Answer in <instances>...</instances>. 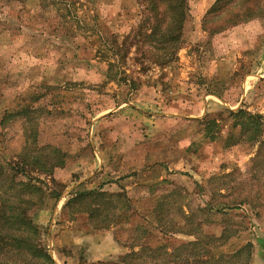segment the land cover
<instances>
[{"label":"rangeland","instance_id":"374dc122","mask_svg":"<svg viewBox=\"0 0 264 264\" xmlns=\"http://www.w3.org/2000/svg\"><path fill=\"white\" fill-rule=\"evenodd\" d=\"M138 1L0 0V161L18 159L31 127L36 139L30 143L58 146L69 155L51 175L34 173L44 180L47 194L32 218L57 264L116 261L129 251L130 228L144 218L153 224V234H145L152 243L172 247L193 240V235L154 229L152 208L172 190L169 215L178 221L174 208L180 203L195 210L236 193L253 196L264 187V172L253 178L248 170L257 145L226 143L228 121L215 139L196 121L245 108L262 115L264 140V14L221 29L225 9L210 13L216 0H188L173 60L152 63L139 55L135 43L121 63L128 80L118 82L109 78L107 57L137 31L144 8ZM24 108L32 121L17 114L1 123ZM228 173L227 190H236H225L226 198L215 196L211 188L222 182L214 177ZM102 186L109 192L125 190L137 216L104 229L92 227L84 215L72 219L65 204L73 193ZM255 209L243 203L206 214L212 223L205 228H242L224 250L251 241L250 264H264L259 242L264 206ZM101 232L107 237L96 236ZM85 233L93 239L70 246ZM102 250L108 254L94 259Z\"/></svg>","mask_w":264,"mask_h":264},{"label":"trees","instance_id":"16d2710c","mask_svg":"<svg viewBox=\"0 0 264 264\" xmlns=\"http://www.w3.org/2000/svg\"><path fill=\"white\" fill-rule=\"evenodd\" d=\"M138 6H144L140 13V22L134 35L128 33L124 41L112 48L109 61V78L116 81L128 80L127 73L121 65L129 55L132 46L138 44L139 55L156 64L170 63L181 45L182 29L188 15V0H139ZM217 7L226 11L221 29L264 14V0H216L210 13ZM225 24V25H223ZM132 35V36H131ZM131 36V37H130ZM130 37V38H129ZM146 46H148L146 48ZM106 55V54H104ZM130 84L136 81L130 80ZM29 109H20L8 113L1 123L9 117L21 115L32 121ZM223 114L196 121L205 127V133L215 139L223 131L221 127L228 121V130L223 138L233 145L240 142L258 146V151L248 166L253 178L264 172V140L262 115L245 108L228 110ZM32 129V130H31ZM217 129V134L214 130ZM34 129L26 130L25 144L18 159L3 163L0 161V264H57L46 246L43 244L39 226L32 218L36 208H40L46 196L45 182L34 173L52 174L56 168L63 167L69 157L68 153L51 144L40 146L29 142L34 139ZM36 139V137H35ZM33 172H30V170ZM233 173V172H232ZM228 173L214 179L220 180L216 188H211L215 196L226 198L224 191H235L228 188ZM215 180V181H217ZM210 180V184L215 183ZM175 191L159 196L152 208L158 227L164 235L168 233H184L193 235V240L182 241L169 247L167 243H152L145 234H153L151 222L143 219L142 224L135 223L130 228L134 233L130 236L129 251L119 256L116 261L102 264H250L255 245L248 241L232 252H226L227 245L242 229L240 227H223L220 232L208 231L205 226L212 220L207 215L224 213L243 203H249L254 210L264 206V187L257 188L251 196L232 195L230 199H222L217 203L208 202L207 207L199 205L195 210L184 209L182 203L175 206L174 211L180 216L176 221L170 217L169 198ZM177 193V192H176ZM180 197H183L178 193ZM177 195V196H178ZM60 196V194H59ZM58 196V197H59ZM257 202V203H256ZM132 198L125 190L109 192L102 188L76 191L65 204L66 210L72 213V219L84 215L95 229L110 228L117 224L131 221L137 216L132 209ZM201 213V219L195 216ZM204 215V216H203ZM166 218V219H165ZM168 220V221H166ZM154 231V232H155ZM241 232V231H240ZM156 233V232H155ZM261 254L264 257V239H259Z\"/></svg>","mask_w":264,"mask_h":264},{"label":"crops","instance_id":"0c3cea01","mask_svg":"<svg viewBox=\"0 0 264 264\" xmlns=\"http://www.w3.org/2000/svg\"><path fill=\"white\" fill-rule=\"evenodd\" d=\"M62 205H60L59 207H61ZM86 217V216H85ZM87 218V217H86ZM75 219V218H74ZM103 234H104V236L105 237H107V235L105 234V233H103V232H101V233H98L96 236H98V237H102L103 236ZM80 235L81 234H79L78 235V238H79V240H73V242L72 243H70V246H72L73 244H75V246L74 247H76V245L77 244H79V247L80 246H83L82 244V241H84V242H88L89 240H92L93 239V236H90L89 234L87 235L86 233L84 234V236L82 237V239H81V237H80ZM69 241H71V238H70V240ZM75 242V243H74ZM77 242V243H76ZM84 246H86L85 244H84ZM60 251H61V249L59 248L58 249V253H59V255H61L60 254ZM101 252V254H98L97 256H95L96 258H94V259H102V258H104V256H106L107 254H108V252L106 251V253L107 254H105V255H103V253H104V251L102 250V251H100ZM57 253V252H56ZM122 254V253H121Z\"/></svg>","mask_w":264,"mask_h":264}]
</instances>
